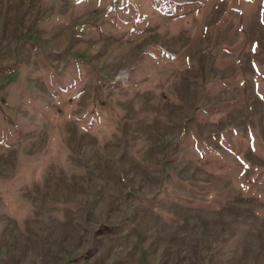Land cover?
Wrapping results in <instances>:
<instances>
[{
  "label": "rangeland",
  "instance_id": "374dc122",
  "mask_svg": "<svg viewBox=\"0 0 264 264\" xmlns=\"http://www.w3.org/2000/svg\"><path fill=\"white\" fill-rule=\"evenodd\" d=\"M0 264H264V0H0Z\"/></svg>",
  "mask_w": 264,
  "mask_h": 264
}]
</instances>
